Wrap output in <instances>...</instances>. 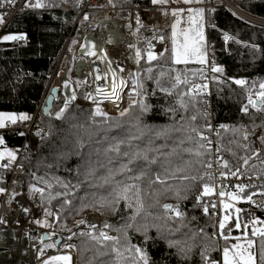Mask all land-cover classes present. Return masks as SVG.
I'll use <instances>...</instances> for the list:
<instances>
[{
	"label": "snow or ice",
	"instance_id": "snow-or-ice-1",
	"mask_svg": "<svg viewBox=\"0 0 264 264\" xmlns=\"http://www.w3.org/2000/svg\"><path fill=\"white\" fill-rule=\"evenodd\" d=\"M18 0H0V7L5 4H11L12 6ZM80 0H25L26 8L43 9V8H56L62 4H71L77 6ZM170 0H151L153 5L166 6ZM185 5H203L207 0H182ZM110 5L113 7V0H109ZM206 10L204 7H186L177 8L171 11V16L174 19V23L171 25V57L174 64H188L191 61H195L200 65H206L209 63L207 59V42L205 36L206 25H211L210 17L206 19ZM187 14V28H178L181 24V18ZM89 19L88 13H84L83 20ZM4 15L0 14V23H3ZM137 23H140L139 17ZM194 25V26H193ZM214 27V25H211ZM141 27H146L141 25ZM182 37V40L180 39ZM4 41H23L26 39L24 35H5L2 37ZM158 39L163 42L165 36L159 32H153L151 37L146 38V42L149 44V48L146 49L147 61L152 62L158 59L157 54L152 50L151 40ZM230 37L225 34L224 40L227 42ZM132 47V46H129ZM255 51V46H251ZM89 55H95V52H89ZM142 56L140 49L136 50V62L139 63ZM164 58V52L159 54V59ZM158 76H153V68L149 66L146 69L144 80H153L155 88L152 89L150 95L155 97L157 92L163 94L166 98L167 106H161L165 115L169 116V119L173 122L165 125H150L143 121V117L149 113L154 107L151 105L145 94L147 89L145 84L141 82L139 74L133 76L132 92L128 94L129 103L128 107L123 108L119 115L122 119L113 123L107 113L103 112L98 106L94 112L90 113L84 122H77L70 125V129L74 130L71 134L75 137V148L83 149L85 143L92 149L90 152L84 155V166L78 170L77 183L72 184L71 181L61 180L59 177L53 175L51 180L46 179L47 173L44 177H37L33 174L38 183L47 185L48 189H52V192L48 194V200L57 199L60 202V207L67 211L71 210L72 201L67 197L72 196L76 198L73 189L79 188L84 182H88V187L95 189L90 193L91 199L85 197L80 200L81 207H94L103 208L109 207L115 213L118 211V206L123 202L124 207L131 211V214L126 218V222L120 228H113L112 225L105 223L103 228L99 230V235H89L91 239L98 244L103 245L104 251L98 253L100 256L109 257L107 260L101 262V264H155L151 259L146 247L137 246L131 243L128 230L132 229L143 235V243L146 245L149 239H153L149 236V231L155 229L157 235L167 241L168 247L175 249L176 254L183 260H190L191 252L194 245L189 244V240L195 239L196 233L184 232L183 229L188 225L183 221L186 219V213L181 209L180 205L163 204L160 205L163 209V214H154L151 210L158 205L146 204L145 197L151 196L155 193L154 186L159 184L165 188V190L175 192V196L178 200L185 199L186 196L182 195V192H186L191 185H184V181L197 182L205 178V175L210 179L212 173L205 172L201 174V169H212L213 161L210 158L212 156V140L206 132H212L214 129L211 125L210 116L205 108L206 101L202 98L204 90L208 88V84L195 83L188 79L189 73L176 72L174 76L169 75L172 72L171 69L165 71L162 66ZM121 72L124 69H120ZM210 71L212 73H222L221 67L212 64ZM199 75L204 81L209 79L207 73L203 68L198 73H191V75ZM133 75V74H129ZM107 74H105L106 78ZM168 76L167 86L162 83V80ZM102 77L97 74L96 80H100ZM213 80L220 82V78L217 76L212 77ZM235 85L242 89H246L247 103L241 108L244 114H249V109H254L256 113H264V83L259 84V91L253 93L252 88L255 87V82L249 84V81L245 79H234L232 81ZM113 87L112 94L116 95L121 91L124 86V81H117L115 73H113ZM184 86V87H182ZM102 91L97 89V92ZM174 97V100L168 101L167 98ZM255 97V98H254ZM91 98L95 102V98L88 94L85 97ZM111 99V97H105ZM120 99L119 96L116 97ZM76 95L73 93L71 100H75ZM69 109V103L66 101L63 106L55 113V118L64 122H67L68 117L66 112ZM179 114V119H176ZM97 117L100 119L98 120ZM30 117L27 114H3L0 113V128L6 127L8 124L15 125L19 122L28 121ZM79 118H77L78 120ZM252 119L251 132L246 130V126H227L220 125V129H224L225 132L231 131L232 138L227 139L228 144H235L237 148L243 149L245 155L240 156L238 153L230 148L224 149L225 151H231L233 157H235V163L230 164L229 161L224 160L222 157L217 156L215 163L222 169H228L227 172L221 171V178H227L231 175L233 177L247 175L252 172L257 177L264 176V158H261L260 148H255L254 145L258 141L259 144L264 147V120L259 124L256 123L254 116H250ZM113 128L119 129V134L116 136L111 135ZM24 135V133H20ZM239 135L243 141L235 139ZM255 136V140H253ZM218 145L221 144L225 137L219 135L217 130ZM4 144L3 138H0V145ZM107 144V147L93 148V145ZM221 148L218 146L216 152L219 153ZM250 153V154H249ZM75 154L80 155L77 151ZM7 157L6 164H0V167L8 168L11 166L17 158V154L13 151H0V161ZM95 157V159L93 158ZM253 159L260 160L259 170L256 171L257 165L250 164ZM48 167H52L49 165ZM195 173V174H192ZM53 181L59 186L56 190L53 187ZM239 192L233 196V199L241 200L240 193H244L246 188H255L257 185H238ZM264 188V185H259ZM7 190L0 184V194L5 193ZM33 193H40L41 200L44 199L45 189L43 187H32ZM213 192V187L205 184L203 186V196H207ZM256 193H250L243 199L251 202L253 196ZM264 195V193H260ZM220 196H224L223 190L219 193ZM200 199V198H198ZM196 206H199L197 204ZM264 207V205H261ZM213 209L216 207L215 203L210 205ZM225 210L230 208V205L223 204ZM27 211V209H24ZM204 212L207 214L209 205L204 206ZM237 212L240 210L237 209ZM48 216H52L51 211H46ZM174 214V215H173ZM58 218V217H56ZM192 219H195L193 217ZM230 219L229 215H225L223 220L219 222V229L221 235L228 240L229 235L223 230L226 227V222ZM177 220L181 223L175 227ZM41 223L42 226L47 225V222L36 221ZM80 223H84L81 221ZM242 221L238 218L235 221V228L240 229L242 227ZM253 228L251 230V237H260L258 257L259 264H264V229H257V224H264V220H258L255 216L252 218ZM95 229V225H90ZM104 229H111L115 232H123L124 236H112L109 235ZM71 231V230H69ZM202 231V230H201ZM76 233H73L75 235ZM85 233L81 232L80 235ZM177 237L176 239H170V237ZM71 239V236L69 237ZM240 239V238H237ZM243 239L246 241L245 245H232V248L239 249L237 251H231L228 247L223 248V264H258L257 253L253 252V247L256 246V240L251 239L245 233ZM46 247H54V245H47ZM68 247H73L68 245ZM215 248V245H209L203 247V250L199 253L202 264H217L215 259L211 256V250ZM44 250L40 249L39 253L42 256ZM64 262V264H72V257L70 255H55L48 259L43 260L42 264H58V262ZM91 264V262H90Z\"/></svg>",
	"mask_w": 264,
	"mask_h": 264
},
{
	"label": "trees",
	"instance_id": "trees-1",
	"mask_svg": "<svg viewBox=\"0 0 264 264\" xmlns=\"http://www.w3.org/2000/svg\"><path fill=\"white\" fill-rule=\"evenodd\" d=\"M80 0L77 6L71 4H62L56 8H43L33 9L26 8L25 3L14 17H12L7 27L3 29V33L9 35H24L26 37L23 41H4L0 39V112L7 114H27L31 115L38 108L40 100H44L50 85L51 74L53 71H57L62 67L61 59L67 53H70L67 45H65L66 39L74 26V21L77 13L80 11ZM232 3L234 7L226 3L225 0H214L212 4H208V1L203 5H185L184 3L178 4L170 1L168 10V16L163 23L158 24V31L165 36L166 50H164V58L161 60L149 62L147 61L143 51L141 42H137L138 49L141 50L142 56L140 62L136 66V72L141 78V82L145 84L148 90L145 94L147 101L153 105L152 110L146 114L142 119L145 123L150 125H165L173 121L169 119L168 115H165L161 106H167L166 98L163 94L157 92L155 97L150 95L155 83L153 80H144L146 69L151 66L153 68V76H158L160 67L167 71L172 70L169 75L174 76L177 71L180 73H189L188 79L197 83L198 74L196 76L191 73H198L201 69L199 63L194 60L188 64H174L171 57V25L174 23V19L171 16V11L177 8L186 7H204L206 10V19L210 17L211 25H206L205 36L206 42L209 44V51L212 54L213 64L223 69L222 73H213V76L220 78V82L211 81L215 91L212 93V106L215 113L214 117L217 121L222 122L227 126H246V129L252 130L250 125L252 119L250 116H254L256 123L259 124L264 120V113H256L254 109H249V114H244L241 108L247 103V91L239 86L235 85L232 81L234 79H245L249 81V84L255 82V87L252 88V92L259 91V84L264 83V25L256 24L253 21H249L242 14L248 16H255V18H264V0H227ZM114 5L128 6L135 4L152 5L151 0H113ZM241 12V13H240ZM185 14L184 16H186ZM183 16V17H184ZM182 17V18H183ZM181 18V19H182ZM188 25V24H187ZM186 25V26H187ZM181 26V25H180ZM182 27V26H181ZM183 26L182 28H184ZM181 28V29H182ZM227 34L230 39L226 42L224 36ZM251 46H255V51ZM72 60L69 61L67 67L68 73L72 75ZM62 73V71H61ZM90 83V79L87 80L86 85ZM162 83L166 86L168 84V76H166ZM78 84L77 90L79 96H83L85 93L84 85ZM184 87V86H182ZM129 94V93H128ZM204 100L205 94L202 97ZM126 100L129 101L127 95ZM167 100L170 102L174 100V97H169ZM64 97L59 94L54 99V106L48 114H44L41 107L38 109L39 124L43 127H47L49 133L42 136L38 147L35 151L27 150L24 155L21 156V164L24 166L26 172V192L31 193L33 185L36 187H43L45 189L44 199L41 200V194L39 195V208L42 215L38 219L41 222H47V225L40 226L50 228L53 226L54 230H59L62 241H66L67 235L77 226L76 220L79 219L83 213L98 212L100 214L99 228L93 229L91 235H99V230L103 228L104 224H110L113 228H120L126 222V218L131 214V211L124 207L123 202L118 206V211L115 213L109 207L94 208V207H81L80 200L88 197L91 199L90 193L95 191L88 187V182H84L79 188L73 189L76 198L69 196L67 199L72 201V207L70 211L60 207V202L57 199L48 200V194L52 192V189H48L47 185L38 183L33 174L37 177H44L47 173L46 179L51 180V177L55 175L61 180L71 181L72 184L77 183L78 170L84 166V155L90 152L92 149L85 143L83 149L75 148V137L71 134L70 125L77 122H84L90 113L94 112L97 106L83 104L82 102L69 103V109L66 112L68 117L67 122L58 120L55 118V113L62 107ZM44 102V101H43ZM128 107V104L122 107L118 113L111 114L108 111H103L112 118L110 123H115L122 119L119 115L123 108ZM111 110V109H110ZM77 118H79L77 120ZM99 120L100 118L97 117ZM176 119H179V114ZM119 129L113 128L111 135L116 136L119 134ZM15 130L6 131L3 135V146L19 145L21 143V137ZM220 136L225 137V140L220 144L222 158L229 161L230 164L235 163V157L232 156L231 151H225L224 149L230 148L238 153V155H245L243 149H239L235 144H228L227 139L232 138L231 131L225 132L224 129H220ZM218 138V137H217ZM235 139L242 141L237 135ZM107 147V144L93 145V148ZM264 150V147H263ZM77 151L80 155L75 154ZM250 154V153H249ZM264 155V154H263ZM95 159V157H93ZM250 164H256L257 169L260 167V163L253 159ZM52 165V167H48ZM206 169H201V174L205 173ZM227 172L228 169H225ZM252 173V172H249ZM9 168L0 167V184L2 186L5 183V178L9 176ZM195 174V173H192ZM184 185H191L186 191L182 192V195L186 196L185 199L178 200L175 196V192L165 190V188L159 184L155 185V193L151 196L145 197L146 204L158 205L151 209L154 214H163V209L160 205L163 204H179L186 213V219L183 221L188 227L184 228V232L196 233L195 239L189 240L188 243L194 245L190 254V260H183L176 254L175 249L168 247L166 240L161 239L155 229L149 231V236L153 239H149L146 245L143 243L144 237L141 233L132 229L128 230V235L131 239V243L146 247L151 259L155 264H202L199 253L203 250V247L209 245H215V248L211 250V256L215 259L217 264L219 263V257L223 253V248L228 247L230 251L232 245L245 242L240 229L235 228V221L238 218V213L235 211L234 206L230 205V208L223 210L220 216V221L227 214L230 219L226 222V227L223 230L229 235L227 241L222 237L221 230L218 224V235L215 232L213 223H215V217L212 214V207L209 204V198L212 194L203 196V186L205 184L211 185L212 181L206 175L201 181L191 182L184 181ZM53 187L56 190L59 186L53 181ZM200 198V199H198ZM199 204V206H196ZM209 205L208 213L204 212V206ZM46 211H51L52 216L46 215ZM264 217V215H262ZM58 217V218H56ZM195 217V219H192ZM239 219V218H238ZM37 220L33 223L36 224ZM181 221L177 220L176 225H179ZM37 225V224H36ZM71 230V231H69ZM110 230V229H109ZM202 230V231H201ZM85 233L80 235V233ZM76 234L72 236L70 241H73L77 248V264H101L102 261L107 260L109 257L98 255L99 252L104 251V247L91 239L89 233L85 230L76 231ZM118 233V232H117ZM123 238L124 233H118ZM33 235L41 239V235L34 232ZM57 235H51L47 240H42L36 249H44L47 245H54L57 241ZM173 236L170 239H176ZM240 238V239H237ZM249 238L256 240V246L252 251L257 253V259L259 264L258 249L260 243V237ZM60 241V242H62ZM59 242V243H60ZM45 245V246H44Z\"/></svg>",
	"mask_w": 264,
	"mask_h": 264
},
{
	"label": "built area",
	"instance_id": "built-area-1",
	"mask_svg": "<svg viewBox=\"0 0 264 264\" xmlns=\"http://www.w3.org/2000/svg\"><path fill=\"white\" fill-rule=\"evenodd\" d=\"M208 4H212L214 0H207ZM226 3L231 5L227 0H225ZM25 3V0H18V2L15 3L14 6L11 4H5L3 7H0V14L4 15V21L3 23H0V27L3 26L1 29L3 31L4 28L7 27V24L9 20L15 16L19 12V10L23 7ZM232 7L233 4L231 5ZM170 6H159V5H146V4H135V5H128V6H119L115 5L114 7L110 5L109 0H82L80 3V11L77 13L74 26H72V29L69 33L68 39H66L65 45H67L68 50H70V53H67L64 61L66 63V66L69 65V61L72 60V74L74 76L81 77L80 83L84 85L85 93L83 96H79L78 90L74 88L73 90L76 95L75 100H71L70 96L67 95V92L64 87V83L62 80H64L65 77H67V67L64 66V71L62 73L59 72L58 74V85L61 88V95L64 97V102L72 103V102H82L83 104H89L98 106L103 111H108L111 114H116L119 112V110L127 105L129 101L126 100V97L128 93L132 92V86L134 83L133 76L137 74L136 72V50L137 42L142 43V47H144V55L147 57L146 49L149 48V44L146 42V38L151 37L153 35V32H159L158 31V24L163 23L167 16H168V10ZM116 9H120L122 11H125L129 14V19L125 20V22H114L111 21L109 23L110 28L113 25V29L117 28L120 34L123 36H128V32L124 31V28L126 27V24L131 25L132 34L133 36L130 39H124L123 41H120L118 44L115 45V49H112L113 55L110 56L111 62H113L118 68V71L120 69H124L122 75H124V90L122 91V103L119 105V107L114 108L113 110H110L108 106V102H106V96L103 98H97L95 94V90L93 89V86L91 87V92L93 91V97L95 98V102L93 99L85 98L88 92L87 88H90V84L92 81V77L89 76V72H92L95 76L94 83L95 85H98V82L96 80L97 74H99L102 71V64L99 65H92L91 63H85L83 68L80 72L77 73L76 69L79 65V62L81 59H85L84 52V42L85 39H87L89 36L92 38V40L95 41V39H99L97 35H93L92 32H96L100 25H101V18L103 12L112 13ZM84 13H88L89 19L87 21L83 20ZM241 13V12H240ZM244 18H246L249 21H253L256 24L264 25V18L259 19L255 18V16H248L246 14H242ZM139 17L140 23H137V18ZM181 26H186L188 24L187 22V15L182 18ZM141 25H144L146 27H141ZM135 27L138 28L135 29ZM112 30V28H111ZM110 30V31H111ZM160 33V32H159ZM162 34V33H160ZM154 40V39H152ZM151 40V42H152ZM157 40V44L154 45L155 47H152V50L157 54L161 53L164 50H166L165 46L162 45L163 42ZM112 41V40H110ZM117 41V40H116ZM114 41V42H116ZM166 44V43H165ZM132 46V47H129ZM111 48V47H110ZM209 44H207V59L209 61L208 64L202 65L201 68L204 69V71L207 73L209 79L207 81L202 80L200 77L198 78L197 84L206 82L208 84V88L204 90L205 98H206V105L205 108L210 116V123L213 127L212 132H206L205 134L210 137L212 140V156L210 157L213 161V167L212 169H206L205 172L212 173V177L210 178L212 183L210 186L213 187V192L211 193L212 196L209 198V204L212 203L216 204V207L212 209V214L214 215L216 221L213 223V227L215 229L216 234L218 235V224L220 222V216L223 213L224 207L223 204L227 203L229 205L234 206L235 211L239 209L240 211L238 213V218L240 221H242V227L240 228L242 235L245 233L248 235V237L251 235V230L253 228L252 224V218L255 216L258 220H264V207L261 205H264V195H261L260 193H264V188L259 187V185H264V176L257 177L253 173H248L247 175H241L237 177H233L231 175L227 176V178H221L220 172L225 171V169H222L215 163L217 156L222 157L221 151L219 153L216 152V148L219 146L217 141V130L220 133V125H223L222 122H219L215 119L214 111H213V98L212 93L215 91L211 81H212V75L213 73L210 71V68L213 64V58L212 54L210 53ZM158 55V54H157ZM89 59V58H88ZM83 62V60H82ZM1 68V66H0ZM83 73V74H82ZM133 75H129V74ZM68 78V77H67ZM90 79V83L86 85L87 80ZM52 80V79H51ZM68 83H72L71 79H69ZM51 84V81H49L48 86ZM90 92V93H91ZM255 98V97H254ZM43 101L40 100L38 104V108L35 110V112L31 115H28L30 119L25 122H19L15 125L8 124L4 128H0V138H3V135L6 131L9 130H15L21 137V143L13 146H8L9 151H13L17 154V158L14 162H12L11 166L9 168V176L5 178V183L3 187L7 190L5 193L0 194V257L4 256L5 251H14L15 246H13V243L16 242L19 243L22 246V248L19 249V252L22 254L20 255L21 258L23 256H28L25 252L27 249L25 247L23 248V242L27 243L30 239L31 242H34V247L32 248V256L36 255L34 258H40L41 255L39 251H37V246L39 245V242H41L42 235L46 230H40L37 226H30L28 225V220L31 216L37 217L36 219H31V221L38 220L40 216L42 215V212L39 208V195L40 193H27L26 192V172L24 171V166L20 163L21 162V156L26 153L27 150L35 151L38 147V143L40 142V139L42 136H45L49 133L47 127H43L39 124V118H38V109L43 106ZM63 106V105H62ZM61 108V107H60ZM13 114V113H12ZM248 132H251L252 130L246 129ZM20 133H24V135H20ZM253 140H255V136L252 137ZM243 141H241L242 143ZM255 148H260V156L261 158H264V150L263 147L259 144L257 141L254 145ZM257 162L260 163L259 159H256ZM8 161L7 159H4L0 162V164H6ZM259 169H256L258 171ZM207 176V175H206ZM208 177V176H207ZM257 185L255 188H246L244 193H240V196L242 197L241 200L233 199L232 197L235 196L239 192L238 185ZM223 190L225 193L224 196H220V191ZM250 193H256L253 196V201L249 202L246 199H243ZM29 208H34L36 210V213L33 212H27L24 209L29 210ZM183 210V208L181 207ZM16 213L15 215L13 214ZM29 213V215H28ZM95 213V212H93ZM98 213V212H97ZM84 214V213H83ZM28 215V216H26ZM174 215V214H173ZM26 216V217H25ZM83 216V215H82ZM81 216V217H82ZM78 220V219H77ZM76 220V221H77ZM100 217H99V223H100ZM77 226L70 232V234L67 235V240L62 241L58 243V245L52 247L55 250H64V249H72V247H68V245H74L70 240L72 239L73 233H75L80 229V226L78 222L76 223ZM33 225V224H32ZM101 226L100 224L97 225V228ZM82 228V227H81ZM86 228V227H85ZM96 228V229H97ZM257 229H264V224H257ZM47 232H51V235H57L61 237L59 230H54L53 226L50 228H46ZM106 232H112V236H118L119 234L115 231H112L111 229H104ZM90 231V230H87ZM37 232L41 235V239L36 238L33 233ZM71 236V239L69 237ZM27 240V241H26ZM43 240V239H42ZM12 242L10 245L8 243ZM72 245V246H73ZM25 246V245H24ZM75 246V245H74ZM46 248V247H44ZM50 248V247H47ZM44 250V249H43ZM74 251V250H73ZM76 254V252L74 251ZM12 256V255H11ZM9 256V258H11ZM20 258L21 263L23 260ZM1 264V263H0ZM6 264V263H4ZM20 264V263H19ZM64 264V262H62ZM223 264V258L222 255L219 257V263Z\"/></svg>",
	"mask_w": 264,
	"mask_h": 264
},
{
	"label": "bare ground",
	"instance_id": "bare-ground-1",
	"mask_svg": "<svg viewBox=\"0 0 264 264\" xmlns=\"http://www.w3.org/2000/svg\"><path fill=\"white\" fill-rule=\"evenodd\" d=\"M129 19V14L125 11H122L120 9H116L115 11H113L112 13H107V12H103L102 14V18H101V25L99 27V29L94 33L92 32L93 35H97L99 39H95L92 40V38H90V36L85 39L84 42V52L83 54L87 55L85 56V59H81V61L79 62V65L77 66V73L81 71V69L83 68L85 63H91L92 65H99L100 63L102 64V71L99 73L101 75V79L97 80L98 85H93V89L95 90V94L97 96V98H103L105 96L107 97H111V99H106V102H108V106L111 109H114L116 107H119V105L122 103V91L124 90V86L123 89L119 92L116 93V95L112 94V87H113V73H115V78L117 81L119 80H123L124 81V75H122V73L120 71H118V68H116L115 64L113 62H111V58L110 56L113 55V51H111L112 49H115V45L118 44L120 41H123L124 39H130L133 36V32L131 29V25L128 23L126 24V27L124 28V31L128 32L129 38L128 36H123L120 34V32L118 31L117 28L113 29V25H111L112 30L110 28L109 23L111 21L114 22H125V20ZM111 30V31H110ZM112 40V41H110ZM117 40V41H116ZM116 41V42H114ZM157 44V40L154 39L151 42L152 47H155L154 45ZM111 47V48H110ZM89 52H95V55H89ZM112 52V53H111ZM89 58V59H88ZM83 60V62H82ZM88 61V62H87ZM83 74V73H82ZM105 74H107L106 78H105ZM68 78L63 80V83H65L64 87L65 90L67 92V95H73L74 90H73V84L72 83H68L69 80H67ZM101 89L102 91L97 92V89ZM70 96V98H71ZM117 96L120 97L119 100H117ZM27 212H33L36 213V210L34 208H29V210H27ZM13 214L15 215L16 213L13 212ZM29 215V213H28ZM26 215V216H28ZM25 216V217H26ZM91 215H85L83 216L82 219H80L81 221H84V223H80L81 221H79V226H87V228H91L90 225H95L97 227L98 225V221L96 219H94L92 216V218H90ZM89 217V221L86 220V218ZM83 226V227H84ZM112 234V232H110ZM27 241V240H26ZM12 242L8 243L9 245ZM25 245V246H24ZM13 246H15V250L14 251H5L4 252V256L0 257V263L1 264H42L43 260L48 259L51 256H55V255H70L72 257V251L71 248L70 249H64L62 251L60 250H55L54 248H47L44 250L43 256L40 259H34V257L32 256L33 254L32 252V248L34 247V242H31V239L25 243L23 242V248L25 247V249H29L30 254L28 256H23V258H21L20 255H22L19 252V249L22 248V246L20 245V242L16 244L13 243ZM12 255V256H11ZM9 256H11V258H9ZM21 259H23V262L21 263ZM58 264H62L61 262H58ZM72 264H75V261L73 260L72 257Z\"/></svg>",
	"mask_w": 264,
	"mask_h": 264
},
{
	"label": "rangeland",
	"instance_id": "rangeland-1",
	"mask_svg": "<svg viewBox=\"0 0 264 264\" xmlns=\"http://www.w3.org/2000/svg\"><path fill=\"white\" fill-rule=\"evenodd\" d=\"M170 1H173L174 3H178V4H182L183 2H182V0H170ZM182 20L183 19H181V22H182ZM189 25H187V26H185L184 28H187ZM194 26V25H193ZM3 28V26H1L0 27V39L1 40H3L2 39V37L3 36H5V35H7V34H5V33H3V31L1 30ZM178 28H182L180 25L178 26ZM135 29H137L138 30V28L137 27H135ZM10 35V34H9ZM11 35H13V34H11ZM181 40H182V37L180 38ZM166 41H164L163 43H162V45L163 46H165V48L167 47L166 46ZM157 54H159V53H157ZM66 56V55H65ZM65 56H63L62 57V59H61V63H62V67L60 68V69H58L57 71H53V74H51V85L52 84H55V85H57L58 84V74H59V72L61 73V71H64V66H66V63H65V61H64V58H65ZM88 62V61H87ZM67 73H68V71H67ZM89 76L90 77H92L91 79H92V81H91V84H90V88H87L88 90H87V94L86 95H88V94H91V96L93 97V91L91 92V87L94 85L93 83H94V79H95V76L93 75V73L92 72H89ZM67 77L69 78V79H71V81L73 82V86H74V88L76 89L77 88V86H78V84L81 86V84H80V81H81V77H76V76H74L73 74L71 75V73H68L67 74ZM67 77H65L64 79H66ZM68 80V79H67ZM80 80V81H79ZM62 82H63V80H62ZM66 84H68V82L66 83ZM50 85V86H51ZM64 85H65V83H64ZM91 92V93H90ZM89 99H91V98H89ZM111 109V108H110ZM111 110H113V109H111ZM0 113H3V112H0ZM3 114H7V113H3ZM14 114V113H13ZM5 149H9L8 147H5V146H3V145H0V151H5ZM9 151V150H8ZM5 159H7V157H5ZM1 162V161H0ZM85 215H91L94 219H96L97 221H98V225L100 224L99 223V215H98V213L96 212V213H93V212H89V213H84L83 214V216H85ZM83 216L82 217H80L77 221H76V223L78 222L79 223V221H81L80 219H82L83 218ZM90 216V218H92ZM36 219L37 217H33V216H31L30 218H29V220H28V225L30 224V226L32 227V226H37L38 227V229H40V230H43V228L44 227H42V226H40L41 224L40 223H37V222H35L36 224H34L33 222L34 221H31V219ZM89 217H87L86 218V220H88L89 221V219H88ZM223 220V219H222ZM38 221V220H37ZM215 221H216V219H215ZM33 224V225H32ZM84 226V225H83ZM80 226V229H83V230H85L87 233H90L92 230H93V228H87V226ZM82 227V228H81ZM86 227V228H85ZM47 227H45L44 228V230H46V239L48 240L50 237H51V232H47V229H46ZM97 227H95V229H96ZM83 230H78V231H83ZM87 230H90V231H87ZM122 234H123V232H121ZM108 234L109 235H111V233H109L108 232ZM74 236V235H73ZM45 239V240H46ZM72 243H74L73 241H71ZM238 245H245L246 244V241L245 242H240V243H237ZM73 245V244H72ZM74 245H75V243H74ZM73 245V250L76 252V254L74 253V251L71 249V251H72V257H73V260L75 261V264H77V248H76V245L74 246ZM234 245H236V244H234ZM45 246V245H44ZM51 248V247H50ZM45 249H47V247L46 248H44V250ZM237 250H239V249H233L232 251H237ZM31 252V251H30ZM30 252H29V249H27V251L25 252L27 255L28 254H30ZM231 252V251H230ZM44 253V252H43ZM37 255V254H36ZM36 255H34V257H36ZM43 256V255H42ZM41 256V257H42ZM40 257V258H41ZM40 258H36V259H40ZM222 258H223V253H222ZM35 259V258H34ZM23 260V259H22Z\"/></svg>",
	"mask_w": 264,
	"mask_h": 264
},
{
	"label": "water",
	"instance_id": "water-1",
	"mask_svg": "<svg viewBox=\"0 0 264 264\" xmlns=\"http://www.w3.org/2000/svg\"><path fill=\"white\" fill-rule=\"evenodd\" d=\"M231 5H232V3H231ZM48 91L49 92H48V94H46V97H45L44 102H43V106L41 107L44 114H48L50 112V110L54 106V104H53L54 99L58 97V95L61 93L62 90L58 84L57 85L52 84ZM98 215L100 217L99 213H98ZM42 239L43 240L46 239V232L43 233ZM59 241H62V238L60 236L57 237V241L55 242L56 246L58 245Z\"/></svg>",
	"mask_w": 264,
	"mask_h": 264
}]
</instances>
